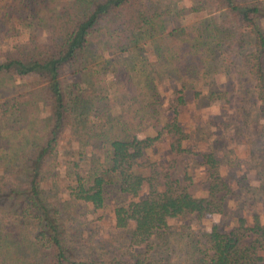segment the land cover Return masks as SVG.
Segmentation results:
<instances>
[{"label": "trees", "instance_id": "obj_1", "mask_svg": "<svg viewBox=\"0 0 264 264\" xmlns=\"http://www.w3.org/2000/svg\"><path fill=\"white\" fill-rule=\"evenodd\" d=\"M186 1L0 0V264H259L257 215L172 237L178 261L157 240L173 219L223 214L232 192L179 108L232 91L242 123L264 120V0ZM188 155L204 165L199 193Z\"/></svg>", "mask_w": 264, "mask_h": 264}, {"label": "rangeland", "instance_id": "obj_2", "mask_svg": "<svg viewBox=\"0 0 264 264\" xmlns=\"http://www.w3.org/2000/svg\"><path fill=\"white\" fill-rule=\"evenodd\" d=\"M182 1L185 9L190 8L188 1ZM185 11L181 15H185ZM177 17L179 21H182L181 16ZM262 23L264 25V20ZM219 51L226 53L227 49L222 46ZM220 81L222 82V79L217 83H220ZM223 83L224 88L227 90L233 87L229 82V85H225V80ZM238 98L239 96L231 91L226 95L225 102H210L202 108L191 105L179 108L178 120L185 126V129H193L192 135L194 137L197 136L198 126H201L205 131L203 140L198 139L190 147H195L194 149L212 147L215 149L221 160L222 177L229 184L232 192L227 197L225 212L221 215L210 216L201 222L194 221L190 215H185L180 217L179 220L173 219L168 223L165 233L157 240L158 242H166V244L163 242L164 246L161 252L171 262L172 259L178 261L184 256L183 253L181 254L176 250V242L172 241V237L177 238L181 233L182 235L189 232L191 234H203L211 229L226 231L233 217L239 214L257 215L264 221V132L260 134L262 129L264 131V120L257 119L253 115L248 118L249 122L242 123L240 104L242 102L238 101ZM170 103V98L166 95L160 105V111L171 114ZM199 135L198 137H200ZM62 140L61 144L66 151L77 148L76 143L71 141L68 136ZM157 146V154H153V156L157 158L159 155L165 158L166 142L163 140ZM178 162L182 168H186L191 173L193 181L191 190L199 193V190L204 188L206 183V173L200 159L197 156L188 155L179 158ZM112 196L113 192H110L109 198ZM111 205L112 200L106 206L105 215H109ZM83 219L78 218L81 221ZM88 227H90L89 232H94L92 241L107 236L105 225L101 221L98 222L95 228L93 223ZM80 237H83V235ZM259 264H264V251L259 253Z\"/></svg>", "mask_w": 264, "mask_h": 264}]
</instances>
